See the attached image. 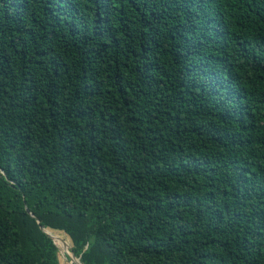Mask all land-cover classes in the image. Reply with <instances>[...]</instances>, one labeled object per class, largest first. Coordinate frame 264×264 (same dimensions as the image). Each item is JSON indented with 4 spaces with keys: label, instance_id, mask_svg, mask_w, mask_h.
Masks as SVG:
<instances>
[{
    "label": "trees",
    "instance_id": "16d2710c",
    "mask_svg": "<svg viewBox=\"0 0 264 264\" xmlns=\"http://www.w3.org/2000/svg\"><path fill=\"white\" fill-rule=\"evenodd\" d=\"M51 230L264 264V0H0V264H59Z\"/></svg>",
    "mask_w": 264,
    "mask_h": 264
},
{
    "label": "rangeland",
    "instance_id": "374dc122",
    "mask_svg": "<svg viewBox=\"0 0 264 264\" xmlns=\"http://www.w3.org/2000/svg\"><path fill=\"white\" fill-rule=\"evenodd\" d=\"M51 233L53 234L54 238L56 239L58 245L67 250L66 252H63L60 249H58L57 257H58L59 264H76L74 261L81 263L79 261V258L75 257V255L71 251L72 243H71L69 237L66 234H64L63 232H59V231H55V230H51Z\"/></svg>",
    "mask_w": 264,
    "mask_h": 264
},
{
    "label": "bare ground",
    "instance_id": "6f19581e",
    "mask_svg": "<svg viewBox=\"0 0 264 264\" xmlns=\"http://www.w3.org/2000/svg\"><path fill=\"white\" fill-rule=\"evenodd\" d=\"M55 242L57 243L56 240H55ZM57 245H58V243H57ZM58 246H59V245H58ZM59 248H60V250L63 251V252H66V251H67L65 248H63V247H61V246H59Z\"/></svg>",
    "mask_w": 264,
    "mask_h": 264
},
{
    "label": "water",
    "instance_id": "95a60500",
    "mask_svg": "<svg viewBox=\"0 0 264 264\" xmlns=\"http://www.w3.org/2000/svg\"><path fill=\"white\" fill-rule=\"evenodd\" d=\"M44 231V230H43ZM46 233V232H45ZM48 235V233H46ZM49 236V235H48ZM50 237V236H49ZM51 238V237H50ZM53 241V240H52ZM55 244V243H54ZM58 248V247H57ZM73 255V254H72ZM76 264H81V263H78L77 261H74Z\"/></svg>",
    "mask_w": 264,
    "mask_h": 264
}]
</instances>
